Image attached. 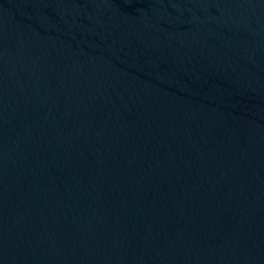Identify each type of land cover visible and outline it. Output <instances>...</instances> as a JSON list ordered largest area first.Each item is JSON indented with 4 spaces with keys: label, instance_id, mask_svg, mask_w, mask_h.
<instances>
[{
    "label": "water",
    "instance_id": "1",
    "mask_svg": "<svg viewBox=\"0 0 264 264\" xmlns=\"http://www.w3.org/2000/svg\"><path fill=\"white\" fill-rule=\"evenodd\" d=\"M0 264H264V0H0Z\"/></svg>",
    "mask_w": 264,
    "mask_h": 264
}]
</instances>
